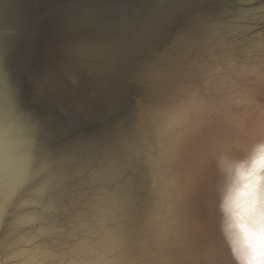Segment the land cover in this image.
I'll use <instances>...</instances> for the list:
<instances>
[{
    "label": "bare ground",
    "instance_id": "obj_1",
    "mask_svg": "<svg viewBox=\"0 0 264 264\" xmlns=\"http://www.w3.org/2000/svg\"><path fill=\"white\" fill-rule=\"evenodd\" d=\"M203 1L153 3L101 26L97 19L110 12L69 20L53 9L41 19L42 0H0V25L10 29L0 31V110L7 104L19 117L21 151L59 161L50 202L57 225L74 223L87 207L116 210L115 235L104 242L111 264H229L215 159L264 134V26L246 31L232 7L215 21L198 13ZM142 54L148 62L135 65ZM128 79L139 86L129 94L141 98L129 122L68 142L72 120L46 129L57 104L78 109L90 89L94 105L77 113L114 114L120 106L106 95Z\"/></svg>",
    "mask_w": 264,
    "mask_h": 264
},
{
    "label": "clouds",
    "instance_id": "obj_2",
    "mask_svg": "<svg viewBox=\"0 0 264 264\" xmlns=\"http://www.w3.org/2000/svg\"><path fill=\"white\" fill-rule=\"evenodd\" d=\"M238 18L246 31L264 26V0H247ZM0 31L10 29L5 23ZM18 119L9 105L0 110V264H111L104 242L115 235L116 210L87 207L74 223L57 225L50 202L59 161L19 149ZM215 166L218 231L229 264H264V134L220 153ZM36 176L41 179L33 185ZM10 184L16 185L13 195ZM23 184L31 187L20 196Z\"/></svg>",
    "mask_w": 264,
    "mask_h": 264
},
{
    "label": "water",
    "instance_id": "obj_3",
    "mask_svg": "<svg viewBox=\"0 0 264 264\" xmlns=\"http://www.w3.org/2000/svg\"><path fill=\"white\" fill-rule=\"evenodd\" d=\"M169 0H42V7L44 8L41 19L45 18L48 11L58 9V12H65L68 14L69 20L75 18L77 16H83L81 13L92 12L93 10H98L99 12H110L109 16L105 20L97 19L100 22L101 26H105L106 23H111L112 21L121 20L124 21L126 19L133 17V8L141 9L146 8L150 9L149 7L153 3H166ZM161 2V3H160ZM247 6V0H205L202 3H199L197 6L199 8V14H209L215 21L219 22V13H223L226 7H232L233 9H241ZM122 7H124L122 9ZM120 8V11L117 9ZM119 18V19H118ZM103 24V25H102ZM161 38L157 35L152 42L151 46H156L155 44L160 42ZM148 57L142 54L139 55L135 60L134 63L141 64L147 63ZM130 75V74H129ZM127 84L120 86L114 85L110 88V93L106 95V99H110L113 101L116 106H120L119 109L111 110L114 114L104 115L94 117H88V113H85L81 116V114L77 113L79 110L83 111L86 110L87 107H92L94 102H92L91 97L95 95V92L90 89L84 97H81L78 100V109H71L70 105L65 101H62L59 105L57 104L55 108L52 110L53 112L50 115V123L46 126V129L54 132L55 125L61 121H67L65 124H69V120L71 124H77L72 129L69 128L67 134L64 135V142H68L69 140H78L83 137L84 134L93 135L97 130L99 132L104 131L103 134L108 131L106 126H109L112 122H116L117 120H121L124 123L129 122L131 117L129 118L127 114H133V102L137 103L141 101V98L138 95L132 97L129 94V90H136L139 88L137 84L134 83L133 80L128 79L126 81ZM142 92L147 93L148 90H143ZM91 101V102H90ZM96 109V108H95ZM94 109V110H95ZM98 110V109H97ZM96 111V110H95ZM76 113V114H75ZM78 114V115H77ZM80 115V116H79ZM97 116V115H95ZM76 120H73V118ZM110 135V131L108 132ZM101 135V134H100ZM66 140V141H65ZM53 144L50 141L45 143V147L50 149Z\"/></svg>",
    "mask_w": 264,
    "mask_h": 264
},
{
    "label": "snow or ice",
    "instance_id": "obj_4",
    "mask_svg": "<svg viewBox=\"0 0 264 264\" xmlns=\"http://www.w3.org/2000/svg\"><path fill=\"white\" fill-rule=\"evenodd\" d=\"M76 199H77V194L76 193H73V201H74L73 207H75V201H76Z\"/></svg>",
    "mask_w": 264,
    "mask_h": 264
}]
</instances>
